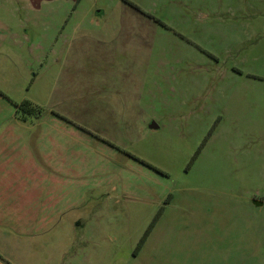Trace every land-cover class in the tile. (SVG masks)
Wrapping results in <instances>:
<instances>
[{"label": "rangeland", "instance_id": "374dc122", "mask_svg": "<svg viewBox=\"0 0 264 264\" xmlns=\"http://www.w3.org/2000/svg\"><path fill=\"white\" fill-rule=\"evenodd\" d=\"M1 31L0 121L34 102L97 163L48 227L0 213V264H264V0H0ZM76 39L119 52L61 106Z\"/></svg>", "mask_w": 264, "mask_h": 264}, {"label": "crops", "instance_id": "0c3cea01", "mask_svg": "<svg viewBox=\"0 0 264 264\" xmlns=\"http://www.w3.org/2000/svg\"><path fill=\"white\" fill-rule=\"evenodd\" d=\"M5 35L1 31L0 52L9 46ZM9 35L18 36L11 31ZM86 45V40L76 39L66 50L62 48L66 60L63 59V72L61 80H58V85L62 82L56 96L62 100V105L56 102L58 108L66 102L67 94L64 92L69 88L64 86L71 82L68 75L73 71L79 72L77 68L82 58L85 62L97 60L98 67L102 60L105 65L112 64V52H119L117 48L112 50L102 46L103 50L101 45L97 47L91 44L92 48ZM73 90L78 92L77 89ZM18 96L16 99L21 100ZM14 112L15 106L12 105L10 118L0 121V213L28 211L32 213L29 220L35 223L34 227H48L52 219L48 221V217L42 214L63 212L69 207L84 205L87 178L92 176L88 172L96 174L94 166L97 152L94 157L90 155L91 141H86V133H81L78 128H37V122L43 114L21 120L17 115L13 117ZM91 129L97 131V128ZM92 139L95 141L96 138Z\"/></svg>", "mask_w": 264, "mask_h": 264}, {"label": "trees", "instance_id": "16d2710c", "mask_svg": "<svg viewBox=\"0 0 264 264\" xmlns=\"http://www.w3.org/2000/svg\"><path fill=\"white\" fill-rule=\"evenodd\" d=\"M15 107L16 115L21 120H27L29 117H40L44 112L42 107L28 100L15 103Z\"/></svg>", "mask_w": 264, "mask_h": 264}, {"label": "water", "instance_id": "95a60500", "mask_svg": "<svg viewBox=\"0 0 264 264\" xmlns=\"http://www.w3.org/2000/svg\"><path fill=\"white\" fill-rule=\"evenodd\" d=\"M257 203V202H256Z\"/></svg>", "mask_w": 264, "mask_h": 264}]
</instances>
